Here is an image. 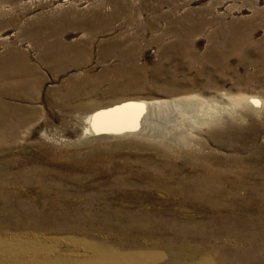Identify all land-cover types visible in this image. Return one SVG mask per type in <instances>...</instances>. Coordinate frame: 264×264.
Wrapping results in <instances>:
<instances>
[{
    "label": "rangeland",
    "instance_id": "374dc122",
    "mask_svg": "<svg viewBox=\"0 0 264 264\" xmlns=\"http://www.w3.org/2000/svg\"><path fill=\"white\" fill-rule=\"evenodd\" d=\"M2 70L0 264H264V0H0Z\"/></svg>",
    "mask_w": 264,
    "mask_h": 264
},
{
    "label": "bare ground",
    "instance_id": "6f19581e",
    "mask_svg": "<svg viewBox=\"0 0 264 264\" xmlns=\"http://www.w3.org/2000/svg\"><path fill=\"white\" fill-rule=\"evenodd\" d=\"M0 78H6V71H4V70L0 71ZM160 105H163V104L159 103V106ZM133 112H134V108H132V106L130 104H123L120 106H116V107L108 110L104 114L91 117L90 118V121H91L90 127L93 128V126L96 123H101V122L104 123L103 121L106 120L110 124V126H107V128H109V127L114 128L115 127L117 129L118 128L120 129L122 127V125H125L130 120V117L132 116ZM191 257H192V254L190 253V254H188L186 259L191 258ZM202 259H203V256L201 257V260L197 264H201ZM208 261H209V257H208Z\"/></svg>",
    "mask_w": 264,
    "mask_h": 264
},
{
    "label": "snow or ice",
    "instance_id": "6c2138e0",
    "mask_svg": "<svg viewBox=\"0 0 264 264\" xmlns=\"http://www.w3.org/2000/svg\"><path fill=\"white\" fill-rule=\"evenodd\" d=\"M251 103H253V104L259 106L261 103H264V102H261V101L255 99V98H253V99L251 100Z\"/></svg>",
    "mask_w": 264,
    "mask_h": 264
}]
</instances>
